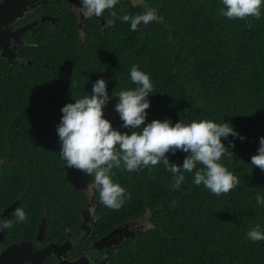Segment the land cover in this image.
I'll return each instance as SVG.
<instances>
[{"label":"trees","instance_id":"trees-1","mask_svg":"<svg viewBox=\"0 0 264 264\" xmlns=\"http://www.w3.org/2000/svg\"><path fill=\"white\" fill-rule=\"evenodd\" d=\"M65 5L66 0H48L38 7L35 13L55 21L40 20L23 32L29 42L18 49L23 66L13 61L5 71L0 57V208L20 197L15 209L37 222L41 209L35 212L34 205L43 202L48 227L58 219L75 226V204L84 201L77 186L93 188L97 196L99 191L94 175L67 167L61 158V109L91 95L103 78L110 96L104 117L130 134L133 129L122 127L115 110V95L136 87L130 78L136 65L153 84L146 123L208 119L228 122L245 137L221 138L229 149L220 163L240 183L217 196L195 184L199 164L191 173L181 169L185 179L179 189L162 162L135 171L123 162L113 167L111 179L125 189L123 203L112 209L97 202L100 233L94 237L144 213L150 224L122 243L110 264H264V241L246 235L256 225L264 232V204L256 202L257 194L264 196V171L251 164L264 136V3L259 19L241 20L220 14L222 0H118L103 13L106 25L85 18L82 27ZM148 10L157 19L137 31L120 19ZM166 155L182 166L187 153ZM14 212L13 222L19 223Z\"/></svg>","mask_w":264,"mask_h":264},{"label":"clouds","instance_id":"clouds-1","mask_svg":"<svg viewBox=\"0 0 264 264\" xmlns=\"http://www.w3.org/2000/svg\"><path fill=\"white\" fill-rule=\"evenodd\" d=\"M118 0H81L80 12L84 18L101 17L105 10L115 7ZM264 0H222L220 14L228 19L244 20L248 17H261V6ZM111 15L116 16L112 11ZM130 22L132 31L140 25H147L157 16L153 10L137 15L124 14L120 17ZM130 78L134 89L121 90L115 110L123 121L122 127L133 129L131 133L115 129L104 117L105 106L109 102L107 82L100 78L95 81L91 95L87 94L74 103L65 104L57 127L61 142V158L69 168L94 175V183L99 191L100 201L109 208L119 209L123 203L125 189L111 179L113 167L119 168L123 162L128 171L138 170L141 166L150 167L160 162L173 174L174 188L179 189L185 177L183 171L193 172L197 165L203 167L194 172L197 186L203 184L211 193L219 196L235 188L239 178L222 163L226 149L222 137L229 135L245 139L228 123H216L212 120H192L185 123L181 120L172 124L168 119H153L146 123L150 107L148 96L153 92L150 76L132 66ZM74 85L71 82V87ZM234 148V142H230ZM178 150L187 153L182 166L170 163L167 153L175 154ZM232 155L233 152L231 151ZM251 164L264 171V136L259 139L257 153L252 155ZM257 204H264V196L257 194ZM19 222L27 220L23 209L14 212ZM12 222L0 218V230L10 228ZM252 241H264V232L256 225L247 232Z\"/></svg>","mask_w":264,"mask_h":264},{"label":"flooded vegetation","instance_id":"flooded-vegetation-1","mask_svg":"<svg viewBox=\"0 0 264 264\" xmlns=\"http://www.w3.org/2000/svg\"><path fill=\"white\" fill-rule=\"evenodd\" d=\"M65 6L71 9L76 15L78 27H82L83 21L85 20L80 12L82 5L76 7L66 0ZM37 9L28 11L12 27L16 29L19 25L26 23L34 17L40 18L43 14L35 13ZM29 14L32 15L28 16ZM92 18L96 19L101 26L109 22L104 15L99 18L95 16ZM21 41L29 43L23 37ZM10 44L17 53L14 61H19L23 65L18 50L23 45L14 46L13 41H10ZM77 187L81 190L84 201L81 204H75L77 211H79V218L74 227L67 226L58 219L49 226V229L47 224V211L44 208L43 202H38L35 204L36 206L34 205L33 210L35 212H40L41 209L37 222L30 221L31 213L29 212L26 213V221L19 223L13 222V211L18 206L20 197L16 198L13 201H18L15 207L9 215L4 217L12 222V226L0 230V256L7 249L16 246L18 247L17 264H32V259H34L35 264H58L61 259L65 258L70 262L83 259L87 264H110L112 253L117 251L122 243L128 241V239L134 240L138 233H141L149 226L150 217L145 220L143 217H145L144 215L146 213H144L137 218L125 220L111 226L107 230H104L102 234L94 237V233L98 232L95 226L99 218L95 214V205L100 200L99 195H95L93 188L89 189L86 186ZM13 202L0 208V218L4 209ZM39 204L42 205L39 206ZM104 228H106L105 225L101 226L100 230L102 231ZM65 241H67L69 248L66 247L64 249L61 247ZM46 252L48 255L43 256Z\"/></svg>","mask_w":264,"mask_h":264},{"label":"water","instance_id":"water-1","mask_svg":"<svg viewBox=\"0 0 264 264\" xmlns=\"http://www.w3.org/2000/svg\"><path fill=\"white\" fill-rule=\"evenodd\" d=\"M48 0H0V57L5 60V71L12 65L17 53L13 46H11L10 41L14 42V46L23 45L28 46L29 43L21 41L23 32L30 30L38 26L40 20L50 21L54 23L55 18L49 15H42L40 18L34 17L31 20L19 25L16 29L12 25L19 19H21L28 11L37 9L40 5L45 4ZM69 3L76 7H80V0H67ZM99 18V17H96ZM24 65V64H23ZM22 65V66H23ZM16 201L9 205L1 213V218L9 215L12 209L16 205ZM61 247L68 248L67 241H65ZM51 248V247H49ZM17 254L18 247L12 246L11 248L4 251L0 256V264H17ZM44 255H48L46 252ZM41 261V260H39ZM32 264H35L34 259H32ZM58 264H87L83 259L70 262L66 258L61 259Z\"/></svg>","mask_w":264,"mask_h":264},{"label":"rangeland","instance_id":"rangeland-1","mask_svg":"<svg viewBox=\"0 0 264 264\" xmlns=\"http://www.w3.org/2000/svg\"><path fill=\"white\" fill-rule=\"evenodd\" d=\"M133 4H141L143 0H131ZM145 217H143L145 220L146 218H149L150 217V214L149 213H146L144 215Z\"/></svg>","mask_w":264,"mask_h":264},{"label":"bare ground","instance_id":"bare-ground-1","mask_svg":"<svg viewBox=\"0 0 264 264\" xmlns=\"http://www.w3.org/2000/svg\"><path fill=\"white\" fill-rule=\"evenodd\" d=\"M16 23V22H15ZM18 202V201H17ZM8 219V218H7ZM40 228H41V226H40ZM69 248V247H68ZM62 249V248H61ZM62 252H64V251H62Z\"/></svg>","mask_w":264,"mask_h":264}]
</instances>
